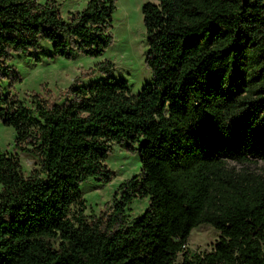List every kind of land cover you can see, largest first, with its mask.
I'll list each match as a JSON object with an SVG mask.
<instances>
[{"label":"trees","instance_id":"trees-1","mask_svg":"<svg viewBox=\"0 0 264 264\" xmlns=\"http://www.w3.org/2000/svg\"><path fill=\"white\" fill-rule=\"evenodd\" d=\"M116 1L65 19L55 1L0 0V120L39 167L26 177L0 149V264H264V178L229 165L264 161V0H147L152 80L138 94L111 62L53 102L6 92L14 55L103 56ZM115 145L139 153L141 172L106 218L88 217L81 186L112 181ZM136 199L149 205L130 222ZM202 225L220 238L192 254Z\"/></svg>","mask_w":264,"mask_h":264},{"label":"rangeland","instance_id":"rangeland-1","mask_svg":"<svg viewBox=\"0 0 264 264\" xmlns=\"http://www.w3.org/2000/svg\"><path fill=\"white\" fill-rule=\"evenodd\" d=\"M49 0H40L46 3ZM59 5L66 19L71 13L84 10L90 0H51ZM147 0H117L109 34L112 43L103 56L90 58L79 54L74 59L42 58L36 61L37 54L30 56L14 55L9 62L18 72L15 82L7 81L6 92L32 106V96L41 95L48 101L57 100L60 93L73 85H86L103 76L97 70L104 62L114 66L112 75L128 81L133 94H138L152 80V72L146 63L148 50L146 28L142 7ZM96 74L94 75V72ZM48 95V96H46ZM14 128L4 126L0 120V149L9 155L18 156L23 174L27 177L38 169V160L16 149ZM106 165L115 173L109 184L90 179L81 186L86 204L85 215L106 218L111 212L107 206L113 203L119 186L141 172L142 164L138 152H132L115 145L106 161ZM229 165L241 173H249L264 178V161L253 160L247 163L229 162ZM2 186L0 185V197ZM149 205V199H136L128 208L129 220L133 222L142 216ZM220 238V233L210 225H202L191 233L188 248L194 253H209ZM182 255L178 262H182Z\"/></svg>","mask_w":264,"mask_h":264}]
</instances>
